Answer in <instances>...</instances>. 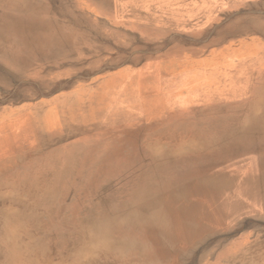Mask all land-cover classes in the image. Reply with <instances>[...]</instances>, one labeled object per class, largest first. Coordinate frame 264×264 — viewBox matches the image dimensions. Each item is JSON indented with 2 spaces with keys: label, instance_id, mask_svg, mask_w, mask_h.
I'll return each mask as SVG.
<instances>
[{
  "label": "rangeland",
  "instance_id": "1",
  "mask_svg": "<svg viewBox=\"0 0 264 264\" xmlns=\"http://www.w3.org/2000/svg\"><path fill=\"white\" fill-rule=\"evenodd\" d=\"M24 3L29 2L0 0V106L16 104L26 99L25 95L35 97L44 87H39V91L38 87H29L35 86L43 73L65 65L85 75L122 64L137 69L152 60L168 61L188 70L180 79L166 74L144 84L129 80L128 94H161L154 100L162 104L153 107L148 117L141 104L130 105L128 96H124L123 102L101 120L82 128H68L53 137L44 136L43 140L29 138L24 146L18 141L17 146L0 155V264H89L92 260L105 264V253L126 259L127 255L107 252L102 245L91 248L82 243L87 240L80 236V219L87 215L84 209L92 206L87 182L98 183L107 174L118 175L128 166L127 154L144 146L140 135L154 131L159 124L172 119L178 123L182 114H205L213 106L240 99L248 101L251 96L264 94L263 64L250 62L236 68L230 64L238 54H246L249 46L228 48L223 52L226 61L196 60L207 57L214 47L235 45L242 39L264 42V0H163L159 12L154 13L158 17L149 19L157 26L153 34H136L126 24L104 25L99 20L76 18L70 4L61 0L56 4L60 7L58 12L50 10L44 15L64 17L50 19L48 29L37 37L14 29L18 18L24 23L27 17L37 14L19 11ZM44 4L50 7L53 2ZM122 14L126 18L120 22L129 20L127 15L131 12L127 8ZM41 35L47 38L46 42H41ZM5 73L12 74L15 80L21 78L29 91L16 92L22 84L19 81L5 86ZM130 75L131 71L116 79L121 81ZM194 85L201 88L196 93L188 91ZM153 123L159 124L151 127ZM138 127L141 130L135 136L137 132L131 130ZM160 132L164 130L160 128ZM214 237L223 238L224 242V234ZM228 239L226 242L245 250L244 254L237 250L232 253L233 264H264L262 216L242 219ZM80 244L85 246L79 248ZM219 260L216 257L211 261Z\"/></svg>",
  "mask_w": 264,
  "mask_h": 264
},
{
  "label": "bare ground",
  "instance_id": "2",
  "mask_svg": "<svg viewBox=\"0 0 264 264\" xmlns=\"http://www.w3.org/2000/svg\"><path fill=\"white\" fill-rule=\"evenodd\" d=\"M24 4L19 11L37 14L27 17L24 23L18 18L14 29L37 37L48 29L49 20L55 19L44 13L58 9L53 7L54 4L47 7L44 2ZM40 40L46 42L47 38L41 35ZM243 46L250 49L235 57L230 63L233 68L250 62L264 65V42L256 38L214 47L207 57L196 60L198 63L222 62L226 59L225 50ZM131 72L129 78L121 81L116 78L127 75L126 70L106 78L100 86L104 92L113 94H98L97 97H105V104H110L111 100L128 96L130 105L141 104L148 117L152 115L153 107L162 104L154 100L161 94H128L129 80L144 84L155 77L162 79L166 74L180 79L188 70L168 61L152 60ZM199 88L200 85H194L188 91L196 93ZM222 105L213 106L205 114H182L178 123L172 119L165 124H159L161 121L151 124V127L156 124L159 127L140 135L144 146L141 144L133 153L127 154V167L115 177L97 173L106 179L98 183L87 182L86 187L91 188L92 206L84 209L87 215L80 219V236L87 240L82 243L91 248L102 245L107 252L128 256L121 259L105 253L103 263L233 264L232 253L236 250L245 253L238 244L226 240L242 219L262 216L264 220V94L251 96L248 101L240 99ZM11 115L8 112L0 115V129L14 131L18 128L19 118L12 120ZM43 120L48 127L55 124V116L50 112L45 113ZM160 128L164 132H160ZM140 130L138 127L131 131L137 132L135 136H138ZM220 233L225 235L224 242L223 238L214 237ZM81 246L85 245L80 244L79 248ZM216 257L220 258L219 263L211 261ZM89 264H97V261L92 260Z\"/></svg>",
  "mask_w": 264,
  "mask_h": 264
},
{
  "label": "crops",
  "instance_id": "3",
  "mask_svg": "<svg viewBox=\"0 0 264 264\" xmlns=\"http://www.w3.org/2000/svg\"><path fill=\"white\" fill-rule=\"evenodd\" d=\"M29 1H51L54 4L53 7L58 9L57 11L56 9L53 10V12H58L60 10L59 5L56 6V4H58L61 0H28V2ZM64 1H67L70 4V8L75 11L76 18L100 20L102 21L99 22L100 24H107L108 22L113 21L115 24L121 23L132 27V31L136 34H153L156 33L153 29H156L157 26L150 23L149 19L152 17H158L154 13L159 12L162 7L161 3L163 0ZM124 8H127V12H131V14L130 16L127 15V19L129 20L120 22V20L126 18L122 14ZM52 17L60 18L64 16L57 14ZM117 27L118 26L113 28ZM116 67L104 71H95L85 75L84 73L79 74L77 69L65 65L58 69L47 71L45 74L43 73L42 77L34 82L35 86L32 85L31 87H29L25 81H22L21 78L20 80H15L12 74H3L2 80L4 85L7 87L8 83L10 85L14 81L22 82L21 86L16 90L19 94H25L32 87H38L37 90H39V87L42 86L44 89L37 92L36 94L38 95L33 98H29L25 95L23 98L26 99L16 104L0 106V115L8 112L15 117H18L20 120V125H18V128L14 131H10L7 128L0 129V155L8 153L12 146L16 145L18 141L24 146L27 145L26 141L29 138L35 137L36 139L40 138V140H43L44 136H47V138L53 137L68 128H82L96 122L97 120H101V118L107 115V113L112 110L114 106L118 105V101L123 102V97L118 98L119 100H111L110 104H105V97L98 99V95L95 96L92 94H109L104 92L100 86L106 78L116 75L120 70H127V73H129V71L135 69L134 65L122 64ZM46 112H50L55 116V124L51 127L46 126L43 120V116ZM37 118L39 119L37 120Z\"/></svg>",
  "mask_w": 264,
  "mask_h": 264
}]
</instances>
